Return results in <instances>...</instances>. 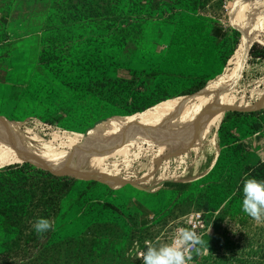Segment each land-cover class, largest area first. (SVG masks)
Returning <instances> with one entry per match:
<instances>
[{
    "label": "rangeland",
    "instance_id": "374dc122",
    "mask_svg": "<svg viewBox=\"0 0 264 264\" xmlns=\"http://www.w3.org/2000/svg\"><path fill=\"white\" fill-rule=\"evenodd\" d=\"M248 3L223 19L213 0H0V264H140L196 210L209 251L190 264H264L240 196L264 158V106L246 108L264 0Z\"/></svg>",
    "mask_w": 264,
    "mask_h": 264
},
{
    "label": "clouds",
    "instance_id": "9594fccd",
    "mask_svg": "<svg viewBox=\"0 0 264 264\" xmlns=\"http://www.w3.org/2000/svg\"><path fill=\"white\" fill-rule=\"evenodd\" d=\"M242 210L257 224L264 223V181L255 178L245 180L242 187ZM34 230L42 235L54 228L53 222L40 218L34 224ZM147 250L142 254L143 264H190L193 256H205L209 251V242L192 228L177 229L170 243L153 246L145 242Z\"/></svg>",
    "mask_w": 264,
    "mask_h": 264
},
{
    "label": "built area",
    "instance_id": "2783aa9c",
    "mask_svg": "<svg viewBox=\"0 0 264 264\" xmlns=\"http://www.w3.org/2000/svg\"><path fill=\"white\" fill-rule=\"evenodd\" d=\"M234 2H235V0H213V4L218 5V10H216V9L215 10L221 11L220 15L223 17V19L226 18L227 16L229 17L231 15V12L233 11ZM219 22H223V21L220 20ZM262 162L264 163V158H263ZM210 226H211V218H210L209 212L199 211V210L193 211V212L189 213L188 215H186L182 224L178 225L174 229V232L172 233V236H171L168 243L171 242V240L173 239V237L176 234L177 229H179V228H182V227L192 228L198 234H202L203 238H204L206 236V234L208 233V231L210 230ZM151 245H153V244H151ZM146 250H147V245L145 248L137 249V251L135 252V259L140 264H143L142 254L144 252H146Z\"/></svg>",
    "mask_w": 264,
    "mask_h": 264
},
{
    "label": "bare ground",
    "instance_id": "6f19581e",
    "mask_svg": "<svg viewBox=\"0 0 264 264\" xmlns=\"http://www.w3.org/2000/svg\"><path fill=\"white\" fill-rule=\"evenodd\" d=\"M248 1L249 0H235V6H234V4H233V11H239V8H242V7H246L247 5H250L249 3H248ZM216 100V99H215ZM185 104V103H184ZM187 105V104H186ZM162 106H169L170 108H171V110H170V112L169 113H167L166 115H167V119H172V118H174L175 117V115L177 114V113H179L180 111H183V105H182V103L180 102V101H178V100H175V101H170V102H167V103H164V104H162ZM262 106H264V98L259 102V103H257V104H255V105H249V106H247L246 108L247 109H258V108H260V107H262ZM211 109V108H210ZM226 109H228L227 107H226ZM214 110H216V109H214ZM219 110V109H218ZM225 115V111H223V112H221L219 115H218V117L219 118H221V117H223ZM171 116V117H170ZM159 117V119H163V118H165V117H163V116H161V114H160V116H158ZM143 117H141V119H142ZM140 119V120H141ZM169 119V120H170ZM156 120V119H155ZM164 121V120H163Z\"/></svg>",
    "mask_w": 264,
    "mask_h": 264
},
{
    "label": "trees",
    "instance_id": "16d2710c",
    "mask_svg": "<svg viewBox=\"0 0 264 264\" xmlns=\"http://www.w3.org/2000/svg\"><path fill=\"white\" fill-rule=\"evenodd\" d=\"M216 33H219L218 31ZM264 114V111L261 112V114ZM250 115H255V113H252ZM261 124H257L256 128H261ZM248 169V179L255 178L257 180L264 181V163L259 162L256 165H252L247 168ZM241 194L240 196L243 198L242 188H241Z\"/></svg>",
    "mask_w": 264,
    "mask_h": 264
}]
</instances>
